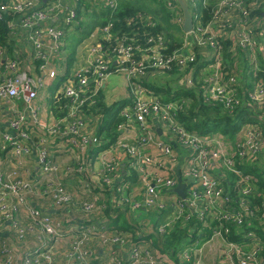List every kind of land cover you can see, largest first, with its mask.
<instances>
[{"label": "built area", "instance_id": "built-area-1", "mask_svg": "<svg viewBox=\"0 0 264 264\" xmlns=\"http://www.w3.org/2000/svg\"><path fill=\"white\" fill-rule=\"evenodd\" d=\"M176 1L167 0L166 7L172 12L171 22L181 27L183 33L179 35L180 44L171 49L166 43L167 36L164 31L145 34V43L141 44L133 36L113 34V21L110 18L98 27L97 33L91 35L95 40L91 45L92 57L88 65L78 71L74 79L65 84L56 96L67 101L63 104V108H67V116L65 114L64 117L52 119L45 124L49 136L64 139L81 151L100 144L96 135L82 131V114L84 107L95 102L98 91L114 66L116 71L125 76L133 94L131 103L121 111V117L133 120L141 133L140 144L153 142L160 156L154 158L129 142L119 140L114 148L118 155L104 158L96 177L106 186L111 185L118 170L116 157L123 150L129 158L126 157L127 165L138 171L143 183L142 198L130 199L118 189L121 192L118 196L103 203L99 196L92 194L80 204L84 218L74 223L70 220H57L39 207H30L28 223L21 226L13 220V214L20 203H26V196L32 192L33 186L24 179L5 180L0 174V218L12 220V226L19 238L37 228L44 239L43 244L26 251L19 262L14 260L11 248L3 247L1 253L4 264H91L94 256L89 244L92 241H98L108 250L106 264H167L166 256L143 244L134 234L101 229L94 220H88L97 211L123 206L134 209L168 207L172 211V221H185L195 217L206 224L209 220L211 237L225 241V264H261L259 254L264 249V242L255 239L253 231L245 233V238L250 241L248 249H244L237 242L229 241L227 235L230 233V223L240 228L248 218L257 219L259 213H263L261 215L264 217V196L259 199V203L249 202V197L254 194L257 196L255 185L252 184L253 176L237 167V164L255 162L264 155L262 127L258 123H245L233 139H224L216 134L202 138L195 132L186 130L177 120L178 113L191 101L189 98L162 102L155 96L141 97V93L144 91L142 82L146 75L156 70L169 71L174 67L184 70L196 63L199 52L203 59L202 65L194 67L195 79L194 73L184 76L182 80L186 89H201L204 103H221L229 112L240 105L242 97H247L264 116V68L260 67L258 61L260 41L264 38V16H258V5L264 6V0H218L210 9L207 0H185L190 6L192 20L188 32L183 30L184 18L180 9H176ZM105 3L113 10L117 7L116 0H105ZM205 9L209 10L206 19ZM6 14L13 16L10 24L33 31L34 44L42 58L43 39H53V47H58L63 27L76 21L75 10L68 7L65 0H49L45 4L43 0H8L0 4V21ZM138 16L139 19L143 18L140 14ZM58 17L62 27L45 25L49 20ZM132 20L133 17H130L128 22ZM147 26H155L150 17H147ZM226 53H229L228 59L231 58L229 66L224 64ZM240 63L246 64L255 78L249 89L245 88ZM42 67L46 68V64ZM3 68L12 76L2 77L0 96H22L27 113L34 123H38L37 110L32 106L37 97V84L24 73L17 72L15 61H8ZM49 75L53 77L55 72L50 71ZM16 113L9 122V127L16 134L27 138L21 132L23 115ZM155 116L160 125H165L175 143L186 149L183 152L186 161L177 176L170 175L167 171L178 163L179 156L168 141L155 140L148 130L149 120ZM4 140L17 156L29 151V148L21 145L8 133L4 134ZM38 159L43 172L56 169L45 149L40 150ZM223 170L237 176L234 196L224 190L214 175L215 171L219 173ZM178 177L185 184L184 196L172 197L165 205L160 201V196H168L173 191L179 182ZM9 196L16 199L10 203L7 201ZM43 196L49 197L53 207L57 209H62L72 199L64 187L51 182L45 184ZM158 231H165L164 226L159 227ZM144 233L145 230L141 231V235ZM199 252L200 249H197L194 253ZM60 255H63V261H60ZM184 257L187 261L190 260L187 253H184ZM192 264H200L199 259Z\"/></svg>", "mask_w": 264, "mask_h": 264}, {"label": "crops", "instance_id": "crops-1", "mask_svg": "<svg viewBox=\"0 0 264 264\" xmlns=\"http://www.w3.org/2000/svg\"><path fill=\"white\" fill-rule=\"evenodd\" d=\"M7 1L8 0H0V4L6 3ZM48 1L49 0H43V4ZM148 1L149 0H116L117 7L113 10L105 3V0H65L66 5L75 10L76 21L67 27H63V35L60 38L58 47H53V39H43L44 47L41 48V51L44 54V58L38 55V50L33 40L32 30L21 28L16 24H10L13 19L11 14H6L3 20L0 21V23L5 22L7 27V43L0 41V81L3 76H12L11 73L4 70L3 66L5 63L8 61H15L17 72L20 74L24 73L37 84V97L33 100L32 106L37 110L38 123H34L33 118L27 113L26 103L22 96L13 98L0 96V174L5 180L24 179L29 181L33 186L32 192L26 196V203H20L18 210L13 214V220L19 225H27V214L30 207H39L57 220L63 219L66 222L68 220H70V222L72 220L79 222L83 216L80 204L82 201L90 198L92 194L99 196V199L103 203L111 201L113 197L118 196L121 192L130 199L142 198V194L144 193L143 183L141 182L138 171L134 168L131 169L127 165L128 157L123 150L121 151L122 153L116 157L118 170L112 184L106 186L104 182L96 177V172L102 167L103 159L118 155L114 148L119 140L129 142V144L138 147L143 153H148L154 158L160 156L153 142L146 145L140 144L139 135L141 133L137 124L133 120H125L121 117V111L131 103L133 95L130 91L131 86L123 74L115 70H113V72L111 71L98 91L95 102L87 105L83 109L82 119L84 128L82 131L90 135H96L100 139V143L104 141L103 139H106L108 145L104 149L97 148V146L100 145L98 144L87 147L85 150L81 151L79 147L74 146L64 139L49 136L46 132L45 124L52 119L62 118L65 114L67 116V108L65 110L62 105L67 101L62 98L58 99L56 96L65 84L74 79V75L78 71L88 65V61L92 57L91 45L95 40L91 35L97 33L98 27H100L103 22H106L109 18L113 20L118 10L122 8L124 4H134L136 2L144 4L148 3ZM162 1L165 4V8L168 10H166L167 13L170 12L172 16V12L166 7L167 0ZM182 1L187 5L190 13L188 2L185 0ZM207 1L208 4H210L211 1H213L214 4L218 0ZM176 2V9L179 8L183 14L179 0ZM258 6L260 8L258 10V16L261 18L264 16V6L263 4H259ZM90 14L91 17L87 19ZM170 20L171 18H169V21ZM45 25L62 27L60 17L49 20ZM179 41L181 42V40ZM259 50L258 61L259 65L262 66L264 65V38L260 41ZM228 58L229 53H226L224 56L225 66L227 64L228 66L231 65V58ZM202 61L201 54L198 52L197 61L193 66L184 70H178V74L172 76L165 75L164 72H161L165 70H156L146 75L143 78V82L146 81L149 85L154 86H172L175 84L180 88H185L182 79L190 73H194L193 77L195 79V72L193 69L194 67L202 65ZM43 64H46V68L42 67ZM240 66L243 70L242 77L244 79L245 88L249 89L253 86L255 78L252 76L251 70L249 71V67L246 64L240 63ZM50 71L55 72L53 77L49 75ZM156 74H158L157 77ZM143 88L144 91L141 93V97L148 98L150 96H155L162 102L172 101L173 99L178 100L177 98H173L171 94L170 96L165 94L166 97L162 94H153L148 87H144V84ZM99 95H102L101 101H99ZM189 100L192 99L189 98ZM201 100L203 101L202 97ZM98 103H100L99 106ZM242 104L252 107L255 113L254 116L256 115L257 117L256 123L264 130L263 112L258 107L252 105L247 97H242L240 105ZM16 112L23 115L21 132L25 133L27 138L16 134L9 127V122L17 115ZM119 118L122 119L120 123L118 122ZM156 118L155 116L149 120L148 130L154 135L155 140L168 141L174 152L179 156L178 163L167 171L170 175L177 176L181 173L182 164L186 161L183 158V152L186 151V149L179 147L175 143L172 135L167 132L165 125H160ZM182 126L184 127L183 124ZM113 132L115 133L114 136H112ZM5 133L10 134L12 137L16 138L21 145L29 148L28 153L17 156L13 148L4 140ZM110 136L113 137V140ZM41 149L46 150L48 158L56 168L55 170L47 173L42 171L38 159V154ZM185 157H187V155H185ZM256 162H259L260 165H264V155L261 159L255 161V163ZM79 168L81 169L78 170ZM226 174L232 173L227 172ZM232 175L237 181V176L234 174ZM49 182L61 185L71 194L72 199L70 203L64 205L62 209L54 208L51 199L47 196H43L45 184ZM118 189L121 190V192H119ZM262 196H264L263 192L257 191V197L260 199ZM172 197H179V195L174 192V189L168 196H166V194L161 195L160 201L164 202L166 205L168 200H171ZM15 199L16 197L14 196L7 197V201L10 203ZM116 209L120 210L124 219L134 224L138 230L141 229V231H143V229H145V233L137 238L143 244L149 245L161 255L166 256L168 260L167 264H182L185 262L192 264L196 259H199L200 264L226 263L223 254L225 248L224 239L218 237L212 238L211 233L208 234L209 232L206 233V240L200 243L194 242L180 249L176 254V259L168 253L162 252L158 247H155L149 234L152 232L164 234L166 228L172 226L175 222L172 221V211L168 207L159 208L153 206L134 209L123 206ZM116 209L109 210L115 211ZM107 210L104 209L103 211L95 212L89 217L91 219L90 221H95L96 226L102 229L103 227H99L100 221L106 215ZM261 214L263 213H259V217L255 219L259 225L264 224V217ZM253 220L254 219L248 218V222L253 223ZM208 221L209 220H207L206 224L200 221L202 227L201 231H198L199 235H205L202 233V229L208 228ZM141 224H143V226H141ZM112 226L113 225H111V227ZM161 226H164L165 231H158ZM246 230V228H241L239 233L237 229L233 231L235 234L242 233L241 239L234 242L242 245L244 249L250 248V241L245 238ZM124 232L128 233V231ZM231 232L232 230L230 233ZM230 233L227 235V239L233 241L229 238ZM253 234L255 239L264 242V238H261L256 232ZM43 242L44 239L41 234H39L37 228L32 232H26L22 238H19L12 226V220L0 218V264H4L3 255L1 253L3 247L11 248L14 260L19 262L26 251L32 250L34 247L43 244ZM89 246L93 250L94 256L90 263L106 264L108 261V250L106 247L102 246L98 241H92ZM197 249H200V252L194 253ZM184 253H187L190 257L189 261L184 257ZM63 258V255H60V261H63ZM259 260L261 264H264L262 252L259 254Z\"/></svg>", "mask_w": 264, "mask_h": 264}, {"label": "trees", "instance_id": "trees-1", "mask_svg": "<svg viewBox=\"0 0 264 264\" xmlns=\"http://www.w3.org/2000/svg\"><path fill=\"white\" fill-rule=\"evenodd\" d=\"M213 5V1H211L208 9ZM208 9L204 10V19L208 16ZM165 4L162 0H149L148 3H139L136 2L134 4H124L122 8H120L115 16L113 21V34L118 35H127L129 37L133 36L138 43L144 44L147 33H158L164 31L167 36V45L168 48L171 49L180 44V36L183 31L181 27L173 24L169 18H171V13L166 11ZM142 15L143 18L139 19L138 15ZM150 17L152 21L155 22V26L149 27L147 26V17ZM133 17L131 22L129 18ZM105 23V22H103ZM102 23V24H103ZM91 30V29H90ZM6 23H0V41L3 43H7L6 39ZM89 31V30H88ZM87 31V32H88ZM11 43V42H10ZM9 44V43H8ZM264 62V61H263ZM264 67V65L260 66ZM112 72L115 70L113 66L110 69ZM116 71V70H115ZM164 72L165 75H175L178 74V69L173 68L169 71H161ZM158 74H156V77ZM167 83V82H166ZM144 87H148L153 94L159 95L162 94L164 97L165 94L171 96L173 98L180 99L182 97L191 98L190 104L181 112L178 113V120L184 125V127L192 132H195L200 137L205 138L212 135H219L221 138L233 139L241 126L245 123H256L257 117L254 116V111L252 107L247 106L246 104H242L236 106L232 112H229L224 108L223 104L216 103L214 105H207L201 100V89H185L183 87L176 86L173 84L170 85H149L146 81L143 82ZM198 85V84H197ZM200 87V86H199ZM100 93V92H99ZM101 96L99 95V101H101ZM63 99V98H62ZM176 100V99H173ZM171 101V100H170ZM100 103H98L99 106ZM63 105V104H62ZM103 106V105H102ZM85 108V107H84ZM106 109V108H105ZM122 121L121 118L118 119L120 123ZM264 131V130H263ZM114 132L113 135L114 136ZM110 136V137H112ZM108 137V136H106ZM100 145L97 148L104 149L107 147L108 143L106 139H103ZM113 140V137H112ZM96 148V149H97ZM237 167L241 169L244 173H249L253 176V185L257 191H262L264 194V165H260L259 162H247L242 164H237ZM214 175L218 178V181L223 186L224 190L231 196L236 194V179L232 174H226L228 171L223 170ZM257 202L259 203V198L254 194L249 197V202ZM45 212V211H44ZM47 214V212H45ZM91 217V216H89ZM82 216L81 219H83ZM248 218V217H246ZM122 219V220H121ZM253 223L248 222V219L245 223L238 228L234 224L230 223V233L229 238L233 241H239L241 239V234L233 233L234 229H237L238 233L240 229L246 228V232L254 231L261 238H264V227L263 225H259L255 218H252ZM88 220H91L88 218ZM264 220V218H263ZM72 223L75 221L72 220ZM99 227L105 228V230L109 231H132L130 233H134L136 237L141 236V229H137L134 224L126 221L122 215V212L118 209L115 211L107 210L104 218L101 219ZM111 225H113L111 227ZM155 226V225H154ZM201 223L195 217H191L189 220L180 221L175 220L172 226L166 228V232L164 234H159L158 232H152L149 234V237L152 240V243L155 247H158L162 252H166L172 257H176L177 252L188 246L189 244L200 243L207 238L208 234L211 233V229L206 228L202 229V233L205 235H199L201 231ZM153 230V229H152ZM199 231V232H198ZM205 233H204V232ZM245 232V233H246ZM204 236V237H203ZM262 256L264 259V250L262 251ZM176 259V258H175ZM182 264H190L189 262H185Z\"/></svg>", "mask_w": 264, "mask_h": 264}, {"label": "water", "instance_id": "water-1", "mask_svg": "<svg viewBox=\"0 0 264 264\" xmlns=\"http://www.w3.org/2000/svg\"><path fill=\"white\" fill-rule=\"evenodd\" d=\"M179 3H180V6L182 7L183 15H184L183 30L185 32H188L191 29V25H192L191 15L188 11L187 5L182 0H179ZM184 186H185V184L179 178V182H178L177 186L174 188V192L176 194H178L179 196L183 197Z\"/></svg>", "mask_w": 264, "mask_h": 264}, {"label": "rangeland", "instance_id": "rangeland-1", "mask_svg": "<svg viewBox=\"0 0 264 264\" xmlns=\"http://www.w3.org/2000/svg\"><path fill=\"white\" fill-rule=\"evenodd\" d=\"M90 17H91V14H90V16L88 15L87 19L90 18ZM86 22H87V21H86ZM141 226H143V224H141ZM140 228H142V227H140ZM143 230H145V229H143Z\"/></svg>", "mask_w": 264, "mask_h": 264}]
</instances>
